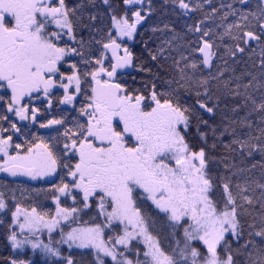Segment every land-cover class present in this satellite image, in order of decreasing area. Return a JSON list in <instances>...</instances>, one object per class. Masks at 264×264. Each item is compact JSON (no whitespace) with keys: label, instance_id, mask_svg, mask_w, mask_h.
Wrapping results in <instances>:
<instances>
[{"label":"snow or ice","instance_id":"obj_1","mask_svg":"<svg viewBox=\"0 0 264 264\" xmlns=\"http://www.w3.org/2000/svg\"><path fill=\"white\" fill-rule=\"evenodd\" d=\"M156 13L0 0V264H264V0Z\"/></svg>","mask_w":264,"mask_h":264},{"label":"trees","instance_id":"obj_2","mask_svg":"<svg viewBox=\"0 0 264 264\" xmlns=\"http://www.w3.org/2000/svg\"><path fill=\"white\" fill-rule=\"evenodd\" d=\"M111 2L119 4L120 0H111ZM162 2V0H154V3L157 5V13L156 15L153 17L154 21H159V20H164V21H168L169 19H171L174 23L175 26L177 28V31L180 32H186V29L184 27L185 24H194L196 22H198L201 19H204V13H211V7H216V8H220L221 4L227 5L229 3H232V0H211V5L209 4H205V7L203 9V11H198L194 14H191L190 17L184 18L183 20H176L175 17H171L170 15H164L162 14V10L159 9V4ZM201 2L203 3L204 0H201ZM256 0H252V3L255 4ZM224 11H227V9H221L217 15L211 19L205 20L204 22V27H208V28H212L214 31L216 32H222L223 28L222 27H217V25H220L222 23L220 16L223 14ZM235 19V17L229 16L227 21H224L223 23H231L233 22V20ZM163 38V37H161ZM186 38L187 39H191L194 40L195 37L190 34L187 33L186 34ZM225 43H228L229 40L227 37H225ZM156 43H159V40L156 41ZM140 46H137V48H135V51L139 50ZM223 53V48L220 49V51L218 52V55ZM246 59V58H245ZM232 61H229V64H231ZM153 67V71H157V69L155 68L154 65H152ZM236 69H237V73H239L240 71L243 70V65H235ZM134 76L136 78L137 81H141V80H147L150 79V77L146 74H138V72L136 70H134V72L132 74H130V77ZM129 77V78H130ZM137 87L140 86L139 83H137L136 85ZM220 116H217V121H219ZM0 181L6 182L10 187L12 188H16L17 185H20L22 187H27L29 189H36V188H42V187H48V185L46 183H44L41 180H37V181H31V182H24V181H16V180H7L6 178L0 176ZM2 190V189H0ZM25 195H29L28 193H25ZM17 197L20 198V193L17 192ZM33 199H37L38 197H36L35 195H33L32 197ZM49 206H51V203L49 202ZM2 215V214H0ZM5 219L7 220V218L5 217ZM85 219H87V217H85ZM57 239L59 238L58 236L56 237ZM12 254V249L10 247V244L7 240V236H6V231L5 228L3 226H0V257H7L9 255ZM29 254H31L29 252ZM64 254L67 255V248L65 246L64 249ZM76 258L77 259H82L83 264H91V260L92 257L90 254L85 253L83 256H81L80 253H76ZM37 259H39V256L37 257Z\"/></svg>","mask_w":264,"mask_h":264},{"label":"flooded vegetation","instance_id":"obj_3","mask_svg":"<svg viewBox=\"0 0 264 264\" xmlns=\"http://www.w3.org/2000/svg\"><path fill=\"white\" fill-rule=\"evenodd\" d=\"M43 133H44V130H41V134H43ZM0 176L6 178L7 180H15V179L10 178L9 176H6V174H4V173H0ZM45 179H50V178H45ZM18 180H23V179H18Z\"/></svg>","mask_w":264,"mask_h":264},{"label":"water","instance_id":"obj_4","mask_svg":"<svg viewBox=\"0 0 264 264\" xmlns=\"http://www.w3.org/2000/svg\"><path fill=\"white\" fill-rule=\"evenodd\" d=\"M130 74L134 72V70H129ZM10 177V176H9ZM12 179H15V180H18L17 178H14V177H10ZM19 179H23L22 181H25V182H31L32 180H30L29 178L27 177H21Z\"/></svg>","mask_w":264,"mask_h":264}]
</instances>
